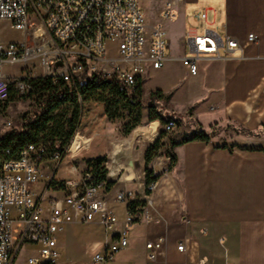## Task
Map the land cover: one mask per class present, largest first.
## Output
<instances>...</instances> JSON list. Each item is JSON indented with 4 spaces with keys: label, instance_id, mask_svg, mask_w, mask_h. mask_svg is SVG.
<instances>
[{
    "label": "crops",
    "instance_id": "0c3cea01",
    "mask_svg": "<svg viewBox=\"0 0 264 264\" xmlns=\"http://www.w3.org/2000/svg\"><path fill=\"white\" fill-rule=\"evenodd\" d=\"M152 2L150 27L167 26L172 39L165 66L149 70L144 80L145 96L157 90L171 95V100L163 106L165 111L183 114L188 124L191 121L194 125L177 124L178 136L173 140L179 142L186 134L210 133L229 124L251 131L264 129V0L177 2L175 11H179L180 22L185 19L184 32L172 20L164 18L166 0ZM189 7H194L192 13L196 9L208 12V22L200 24L198 33L208 29L225 37L219 27L226 23L227 35L241 46V50L230 56L221 51V59H201L196 75L190 74L181 62L188 57L187 49L190 50L186 33L195 27L191 18L193 26L185 31L188 24L185 13ZM251 34L256 38L254 43L248 40ZM178 65L182 71L186 68L182 76L175 72ZM147 85H150L148 91ZM148 116L149 111L144 113L145 118ZM81 121H84L81 135L88 142L86 148L68 159L60 176L58 172L66 158L58 168L52 163L45 164L44 176L33 190L37 194L45 192L49 199L62 198L68 191L50 188V183L77 179L86 170L87 161L99 157H107L118 165L114 169L129 170L131 174L123 182L124 188L115 190L114 186L111 191L106 190L107 207L120 222L116 229L106 233L98 219L66 225L57 236L60 257L56 264H91L104 251L105 245L121 232L126 215V206L115 203L114 197L123 189L133 191L128 183H135L133 178L143 173L130 162L122 161L131 159L134 144L130 148L126 145L128 141L115 144L102 127L109 122L103 104H84ZM147 123L140 128L143 130L140 137L153 144L161 136L163 125L158 120ZM154 128L158 136L151 142L150 131ZM216 133L209 143L191 142L175 148L178 162L172 170L168 157H161L163 170L155 167L157 175H161L157 189L149 196L150 204L146 205L139 222L130 229L129 245L116 255V264H197L201 260L205 264H264V152L218 148L239 145L264 149V134L255 138L227 135L224 130ZM117 146L121 149L116 157L118 162L114 163ZM71 160L79 164L72 165ZM141 162L144 167V158ZM146 216L153 221L147 222ZM159 239H164V244L152 251L156 258L151 261L147 245ZM181 244L184 251L178 250ZM34 251L33 255H37Z\"/></svg>",
    "mask_w": 264,
    "mask_h": 264
},
{
    "label": "built area",
    "instance_id": "2783aa9c",
    "mask_svg": "<svg viewBox=\"0 0 264 264\" xmlns=\"http://www.w3.org/2000/svg\"><path fill=\"white\" fill-rule=\"evenodd\" d=\"M141 1L0 0V21L10 23L22 35L21 41H0V264H15L26 247L37 252L29 256L27 264H56L60 257L57 236L66 225L98 219L105 232L111 233L120 224L107 207L106 182L94 184L91 172L64 181L68 192L62 198L49 199L45 192L37 194L33 190L44 176L45 164L58 168L63 158L56 154L46 160L48 150L42 144L16 149L7 146L8 134L17 127L7 116L6 107L11 103L12 92L30 98L32 82L39 78L63 80L77 89L78 80L87 70L103 77L116 76L128 90H134L147 78L149 70L162 69L168 61L167 32L162 24L147 26ZM166 1L164 18L172 20L175 3L181 0ZM191 18L195 27L186 33V40L192 56L181 59L190 74L198 73L197 63L201 59H221V51L230 56L241 50L238 41L227 35L226 23L219 27L225 37L208 29L202 35L198 33V25L208 22L207 10L196 9ZM248 40L254 43L256 38L251 34ZM108 43L115 46L114 57L107 56ZM177 127L175 121H170L164 125V131L172 133ZM87 144L78 130L64 156H77ZM158 166L162 171L161 162ZM114 170L115 173L109 171L108 177L120 182L129 180L122 174L130 173L129 170ZM145 178V173L133 178L138 185L136 193L123 189L115 195L113 201L126 206L123 228L91 264H116V255L128 247V233L141 219L129 204L137 197L150 204L151 194L147 192L157 189L158 183L147 185ZM145 219L153 221L149 216ZM163 244L164 239H159L147 245L151 252L149 260L155 261L152 251ZM184 248L181 244L178 250ZM205 263L201 260L197 264Z\"/></svg>",
    "mask_w": 264,
    "mask_h": 264
},
{
    "label": "trees",
    "instance_id": "16d2710c",
    "mask_svg": "<svg viewBox=\"0 0 264 264\" xmlns=\"http://www.w3.org/2000/svg\"><path fill=\"white\" fill-rule=\"evenodd\" d=\"M77 89L70 87L63 80L56 82L53 79H36L32 82L33 94L30 98L18 97L12 92L10 101H31V112L22 116L20 125L8 134L7 146L20 148L24 145L42 144L48 150L46 160L54 158L60 154L65 158L64 151L71 144L79 130L83 105L87 103H99L105 106V115L109 122H121L122 134L124 138L130 137L137 128L142 125L144 110L149 111V121H160L162 125L170 121L181 124V120L175 117H164V104L168 103L172 96L165 95L161 90L153 91L145 96L144 84L141 80L134 90H128L122 81L116 76L103 77L99 72L89 74L87 70L81 75L77 83ZM227 129L232 130L236 135L247 137H261L264 129L251 131L242 126L229 124ZM213 129L210 133L195 131L186 134L181 141L171 140L170 146L164 151L162 144L165 132L156 140L158 132L156 129L150 131V141L153 142L144 153V171L146 174V184L158 183L161 175H156L152 169L154 160L162 155L170 158L172 170L178 158L175 148L191 142L209 143L216 136ZM218 148L239 150L261 151L263 148L223 145ZM107 157H99L87 161L86 170L91 172L94 184L106 182L107 191H111L115 183L108 180ZM50 188L65 191L64 182L52 181ZM147 192V195H150ZM146 207V202L135 200L129 204L130 210L141 215L142 209Z\"/></svg>",
    "mask_w": 264,
    "mask_h": 264
},
{
    "label": "rangeland",
    "instance_id": "374dc122",
    "mask_svg": "<svg viewBox=\"0 0 264 264\" xmlns=\"http://www.w3.org/2000/svg\"><path fill=\"white\" fill-rule=\"evenodd\" d=\"M181 1H183V0H181ZM152 3H153L152 0H142L141 1V7H142L143 12H144L145 22H146L148 27L152 26V23H153V21L151 19L152 18L151 15L153 14L151 12ZM202 4L200 5V7L203 8ZM193 9H194V7H192V8L189 7V9H187V11H186L187 13H185V18L188 21V24L186 26L185 31L188 28H190L191 26H193V24L191 23V15H192ZM174 15H175V17L172 19V23L177 24L178 29H180V30L182 29V32H184V29H183L184 26H182V22L185 19L182 17L183 20L181 19L182 21L181 22L179 21L180 20L179 11H175ZM157 16H159V15L157 14ZM198 27L201 28L200 25H198ZM165 29L167 32L168 41H171L172 33L170 32V29L167 26L165 27ZM199 34L202 35V31H200ZM21 40H22V35L19 31L14 29L10 23H8L6 21H0V41L7 42V41H21ZM106 52H107V56L114 57L116 55L115 46L112 43H108V45L106 46ZM185 53L188 57L192 56V53L190 52L189 48L187 49V51ZM185 71H186V68H184V71H182V66H180V65H178L177 68L175 69V72L178 73L180 76L184 75ZM149 88H150V85H147L146 90L148 91ZM30 104H31V101L29 100V101H15V102H11L7 105V107H6L7 116L12 119L15 127H18L20 125V121H21V118L23 115L31 112ZM147 112H148V110L145 109L144 113H147ZM163 114H164L165 118L170 117V116L178 118L179 120H181L183 122L184 126L190 125L191 127H194V125L192 124L193 122L190 121V124H188L187 118L183 114H179V113L177 114V113H171V112L168 113L167 110L164 111ZM148 120H149L148 117L147 118L144 117L142 125L137 129H140V128H143L144 126H146L148 124L147 123ZM83 123H84V121H81L80 126H79V131L84 133ZM121 125H122L121 122H107L106 124L104 123V125L102 127H105L106 132L111 135L110 139L113 140V142H115V144H123L124 142L128 141L126 143V145H127L131 141L133 134L136 131H134L130 137H128L127 139H124L123 134H122ZM220 130H224L227 135H229L231 133L234 134V132L232 130L227 129L226 127L222 128V129L221 128L215 129V131H217V132H219ZM141 131L143 133V130L140 129V135H141ZM161 131L162 132H160L161 133L160 135H162V133L165 132L164 131V125H163V128ZM177 132H178V128L175 132H172V133L165 132L163 140L165 141L164 143H166V144H164L162 142V144L164 145V151H166L168 149V147L170 146L169 143L171 142V140L175 139V137L178 136ZM133 144H134V146H132V148H133L132 149L133 150L132 156H131V154L129 155V156H131V159L126 158V159H123L122 161L123 162L124 161L130 162L131 165L134 167V169H136V170L142 169V172L145 173L144 167L142 166L141 161H142V158H144V153H145L146 149L151 145V143L142 139L139 136L137 138V140L135 141V143H133ZM163 156L164 155H162L161 157H163ZM161 157L156 158L154 160L152 166H151L156 175L158 172H156L157 170L155 167H156V165L160 164ZM65 158L66 159L63 161V164H62L61 168L59 169L58 176H60L62 174L63 167L67 165L68 159H72L74 157L71 158V155H67ZM71 161H72V165L79 164L78 163L79 161H75V160H71ZM169 164H170V161H169ZM53 166H55V164ZM115 166H116V168L118 167V165H115ZM115 166L112 163V161L110 159H108V162H107L108 176L110 173L109 171L111 169L113 170ZM80 174H81V171H80ZM122 174H125L124 177H128L130 175V173H126V172H122ZM108 178L111 182L115 183V190H120L121 188H124L125 183L117 181L111 177H108ZM128 186L134 192L138 191L137 183H128ZM137 200L146 202L145 199H141L140 197H137ZM146 205H147V203H146ZM144 209H145V207L142 209V211H144ZM34 250L35 249L32 247H26L25 249H22V251L19 253V255L15 261V264H27V259L29 258V256L33 255V253L35 252Z\"/></svg>",
    "mask_w": 264,
    "mask_h": 264
},
{
    "label": "bare ground",
    "instance_id": "6f19581e",
    "mask_svg": "<svg viewBox=\"0 0 264 264\" xmlns=\"http://www.w3.org/2000/svg\"><path fill=\"white\" fill-rule=\"evenodd\" d=\"M139 136H140V129L137 130V131L133 134V138H132V140L128 143V147H129V148L133 145L134 141H135ZM120 147H121V146H117L116 151H115V153H114V156H115V158H114V163H117V162H118V160H117L116 157H117L118 152H119L120 149H121ZM114 166H115V165H114ZM157 169H160V167L158 166ZM112 172L115 173V170L113 169Z\"/></svg>",
    "mask_w": 264,
    "mask_h": 264
}]
</instances>
